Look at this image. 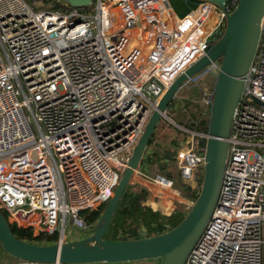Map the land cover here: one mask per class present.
<instances>
[{
  "label": "built area",
  "instance_id": "built-area-1",
  "mask_svg": "<svg viewBox=\"0 0 264 264\" xmlns=\"http://www.w3.org/2000/svg\"><path fill=\"white\" fill-rule=\"evenodd\" d=\"M199 1L182 16L170 0H92V13L0 0V210L10 225L57 234L52 244L66 242L68 230L94 233L99 219L89 224L81 212L111 198L159 100L208 53L239 3ZM219 68L215 61L192 80ZM187 132L172 177L140 168L135 174L160 191L176 189L175 196L179 182L198 189L207 133ZM184 264H264V17L232 122L220 197Z\"/></svg>",
  "mask_w": 264,
  "mask_h": 264
},
{
  "label": "water",
  "instance_id": "water-1",
  "mask_svg": "<svg viewBox=\"0 0 264 264\" xmlns=\"http://www.w3.org/2000/svg\"><path fill=\"white\" fill-rule=\"evenodd\" d=\"M73 7H87L92 0H61ZM223 7L228 0H205ZM264 0H239L224 30L208 53L181 73L165 91L130 156L106 209L92 235L55 244H37L18 238L0 210V243L15 258L47 264L137 261L158 259L161 264H184L199 241L218 203L226 171L229 137L236 108L245 88V78L255 59L261 37ZM220 62L207 133L204 177L197 199L174 228L157 235L129 240H106L124 190L132 184L150 140L161 119L184 128L167 115V107L179 90L208 65ZM261 103L258 98H253Z\"/></svg>",
  "mask_w": 264,
  "mask_h": 264
},
{
  "label": "trees",
  "instance_id": "trees-1",
  "mask_svg": "<svg viewBox=\"0 0 264 264\" xmlns=\"http://www.w3.org/2000/svg\"><path fill=\"white\" fill-rule=\"evenodd\" d=\"M44 1L55 8L60 6L71 7V5L61 0ZM216 82L217 78L214 77V74L209 73L203 77V85L193 80L186 83L182 96H175L167 107L168 115L187 130L208 133L212 102L204 110L200 104V99L206 92L204 87L211 86L210 89L213 92L215 91ZM175 105H177L176 109H170ZM179 107L183 109L182 116L184 118L179 115ZM189 136V132L172 123L161 120L147 148V150L152 148L154 151L148 153L146 150L142 165L148 164L153 168H157L166 176L172 177L171 172L165 171L167 167L165 160L168 159L171 163L175 162L177 150L184 144L183 142H186ZM200 143L204 147L207 139L201 138ZM203 177L204 174L198 178L199 186L203 182ZM179 188L185 197L194 201L200 192L199 189H193L182 182H179ZM147 196L148 189L146 187L138 183L130 184L124 190L111 225L105 235L114 233L117 240L138 239L142 238L141 230L145 228L147 230L146 236L149 237L174 228L187 215L180 216L177 211L170 215L163 214L150 205L144 204ZM107 203L108 201L101 203L96 209L83 210L81 214L85 216L89 224H92L101 217ZM11 228L18 238L31 243L41 244L42 241H46L47 244H52L58 239L57 234L54 236L45 234L34 235L31 229L21 228L14 224H11Z\"/></svg>",
  "mask_w": 264,
  "mask_h": 264
},
{
  "label": "rangeland",
  "instance_id": "rangeland-1",
  "mask_svg": "<svg viewBox=\"0 0 264 264\" xmlns=\"http://www.w3.org/2000/svg\"><path fill=\"white\" fill-rule=\"evenodd\" d=\"M28 1L30 3H32L35 6V8H37V9L40 8V7H46V6L48 7V6H51L50 4L45 3L44 0H28ZM170 2L172 4V6L174 7V9L178 12V14L184 15L187 12H189L191 9H194L196 7V4L199 3L200 1H198V0H170ZM81 10L84 13H92L93 12V10L91 8H86V7L81 8ZM210 19H211V21L213 23H216L217 20H218V16L211 15V18ZM212 74H214V77L217 78L218 72H215V73H212ZM202 78H200V79H198L196 81V82L200 83V85H203V79ZM184 86L179 90V92L177 93L176 96H178V97H181L182 96V92L184 90ZM210 87L211 86H209L208 88L204 87V90L206 92L202 96V98L200 99V104H201V106H202V108L204 110L207 109V106L209 105V101L211 99H213V96H214V92H213L212 89H210ZM178 112H179L180 117L181 118H184L182 116L183 109L181 107L178 108ZM184 116H186V115H184ZM161 120H165L166 122L172 123V122H170L166 118H163ZM183 143H186V142H183ZM171 164H172V168H174L175 167L174 163H171ZM154 170H155V172H157V171L160 172L159 170L153 169V171ZM202 174H204V171L203 170H201L199 172V176H201ZM177 178L178 179L180 178L178 173H177ZM135 183H136V176H134L133 181H132V184H135ZM150 186H151V188L155 189V192L157 191L156 193L161 196V198H162L161 200L162 201H164V200H168L169 201V204H171V205H169V207H166V210L167 211L171 209V206L175 205L174 204L175 201H174V203L172 201H173L174 197H177V199H179V201L176 202V205L178 206V208L176 209V211L179 212V215L180 216L186 215L190 211L192 205L195 202L194 200L185 197L183 195L182 191H181V194L179 196H175L174 193L172 192V190H170V189H168V190H161L160 191L159 190L160 187L154 186L153 184L150 185ZM177 187H179V186L177 185ZM198 189L200 190L201 189V186H199ZM185 202H188V205H185ZM161 204H163V203H161ZM181 207H183L184 209L183 210H180L179 208H181ZM164 214H166V213H164ZM76 237H77L76 235L70 234V231L69 230L67 231V236H66L67 241H72L70 239H74ZM104 238L106 240H117L114 233L112 235H109V234L108 235H105ZM16 259L17 258H15L12 255H10L9 253H7L4 250V248L2 247L1 243H0V264H6V263H9V262L15 261ZM136 262L142 263V264H161L158 259H143V260H137Z\"/></svg>",
  "mask_w": 264,
  "mask_h": 264
},
{
  "label": "crops",
  "instance_id": "crops-1",
  "mask_svg": "<svg viewBox=\"0 0 264 264\" xmlns=\"http://www.w3.org/2000/svg\"><path fill=\"white\" fill-rule=\"evenodd\" d=\"M199 1V0H198ZM198 5V3L196 4V6ZM192 10V9H191ZM190 10V11H191ZM189 11V12H190ZM188 13V12H187ZM186 13V14H187ZM180 15V14H179ZM185 15V14H184ZM183 16V15H182ZM177 108V105H175V106H173L172 108H170V109H176ZM167 115H168V111H167ZM169 116V115H168ZM170 117V116H169ZM171 118V117H170ZM171 119H173V118H171ZM175 121V120H174ZM176 122V121H175ZM179 124V123H178ZM182 126V125H181ZM180 128V127H179ZM182 129V128H181ZM183 130H185V131H187V129H185V128H183ZM154 150L152 149V148H150V149H148L147 150V152L149 153H152ZM165 162H166V164H167V167H166V169H165V171H169V172H171L172 173V176H173V171L172 170H170V169H172V164H171V162L168 160V159H166L165 160ZM172 163H174V162H172ZM153 169H156V170H158L157 168H153V167H151L150 165H148V164H141V166H140V171H142V172H148V173H153V172H155V170L153 171ZM158 172V171H157ZM136 183H138V184H140V185H142V186H144V187H146L147 189H149L151 186L150 185H152L151 183H149L140 173H136ZM200 177V176H199ZM162 201V200H161ZM177 201H179V199H176V201H175V205H173V206H171V209L170 210H166V207H165V205H159L158 203L160 202H156L155 201V198H154V192H153V194H152V191H151V194H149V196H147V199H146V205H150L151 207H153L154 209H156V210H159V211H161L163 214L164 213H166V215H170V214H172L174 211H176V209L178 208V206L176 205V202ZM185 205H188V202H185ZM180 210H183L184 208L183 207H181V208H179ZM167 211V212H166ZM143 229V228H142ZM143 233V230H141V235H142V238H145V237H147L146 235H143L142 234ZM76 238H74V239H70V240H79V239H82V238H84L85 236L84 235H82V234H76Z\"/></svg>",
  "mask_w": 264,
  "mask_h": 264
},
{
  "label": "bare ground",
  "instance_id": "bare-ground-1",
  "mask_svg": "<svg viewBox=\"0 0 264 264\" xmlns=\"http://www.w3.org/2000/svg\"><path fill=\"white\" fill-rule=\"evenodd\" d=\"M135 175H136V174H135ZM135 175H134V176H135ZM172 192H173L174 194H176V195L178 194V191H177L176 189H173ZM161 203H163V204L165 205V207H169V205H171V204H169V201H168V200L160 201L158 204H159V205H163V204H161ZM107 231H108V230H107ZM107 231H106V232H107ZM105 234H106V233H105ZM104 237H105V235H104Z\"/></svg>",
  "mask_w": 264,
  "mask_h": 264
}]
</instances>
